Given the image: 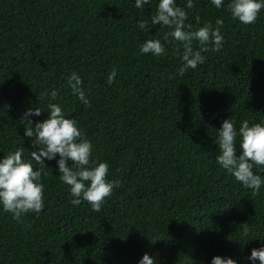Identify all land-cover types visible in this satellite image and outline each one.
I'll return each mask as SVG.
<instances>
[{
  "label": "trees",
  "instance_id": "16d2710c",
  "mask_svg": "<svg viewBox=\"0 0 264 264\" xmlns=\"http://www.w3.org/2000/svg\"><path fill=\"white\" fill-rule=\"evenodd\" d=\"M227 2L193 0L189 9L177 0L186 25L209 23L223 36L219 50L209 44L204 61L181 74L183 47L164 42L168 27L138 26L156 0L140 9L134 0H0V156L20 148L30 158L23 129L31 125L20 115L55 102L118 181L99 211L83 199L73 205L55 160H45L41 211L13 218L0 210V264H136L144 252L157 264H209L217 254L249 264L264 243V183L253 193L221 168L213 138L227 117L237 127L264 120V8L242 24ZM149 38L165 52L141 53Z\"/></svg>",
  "mask_w": 264,
  "mask_h": 264
},
{
  "label": "clouds",
  "instance_id": "9594fccd",
  "mask_svg": "<svg viewBox=\"0 0 264 264\" xmlns=\"http://www.w3.org/2000/svg\"><path fill=\"white\" fill-rule=\"evenodd\" d=\"M149 2L150 0H134V7L140 9ZM210 2L217 9L224 4V0ZM185 6L192 8L193 0H185ZM226 8L233 18L242 24H248L254 22L260 10L264 8V0H228ZM186 15L184 7L177 4V0H156L155 13L137 21L139 28L144 31H149L151 26L156 25L168 27L169 30L163 36L164 42L167 43L171 37L173 42H180L183 47L180 57L183 63L178 69L181 74L188 68L195 69L198 63L204 61L201 51L206 50L209 44L213 50H219L223 41L219 27L204 23L193 30L191 25L185 24ZM222 23L219 17L215 20L217 26ZM194 40L204 47L194 50ZM139 51L159 56L165 52V48L160 39L149 38L140 44ZM115 75V70L110 72L107 83L110 84ZM68 83L72 92L87 105L89 101L81 88L80 76L71 73ZM50 95L56 97V90L53 89ZM45 109L47 116L33 123L32 117H39ZM20 122L31 125L24 127L23 136L28 138L33 147L29 153L30 158L24 156L20 148L9 150L0 156V210L11 213L13 218H19L28 211L39 213L44 207L41 174H47L45 160H55L59 179L69 186L73 196L71 203L78 205L83 199L94 211H99L103 199L111 194L118 181L106 178L108 164L105 161L91 157V144L82 138L77 122L67 117L62 106L55 102L48 103L45 108L24 109ZM215 128L216 135L213 140L219 149L215 156L216 162L235 180L255 193L264 183L258 174L264 171V120L250 123L249 120L243 119L237 127L235 122L227 117ZM254 166L256 172L253 171ZM246 260L249 264H264V243L253 247ZM136 264H157V261L148 252H144ZM209 264L239 262L231 256L217 254L211 257Z\"/></svg>",
  "mask_w": 264,
  "mask_h": 264
}]
</instances>
